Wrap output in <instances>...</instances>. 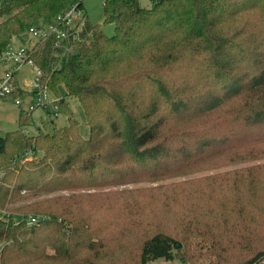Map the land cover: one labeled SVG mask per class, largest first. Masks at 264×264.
<instances>
[{
	"label": "trees",
	"instance_id": "obj_1",
	"mask_svg": "<svg viewBox=\"0 0 264 264\" xmlns=\"http://www.w3.org/2000/svg\"><path fill=\"white\" fill-rule=\"evenodd\" d=\"M148 1L103 0L109 36L84 15L78 34L32 47L66 123L27 134L21 109L18 128L0 136V264L172 260L185 247L182 231L208 242L219 264H264V162L138 186L264 158V0ZM71 4L82 8L0 0V50ZM29 150L40 154L25 159ZM193 183L203 190L200 211L197 197L183 199ZM142 191L175 210L148 215ZM29 214L43 219L18 220Z\"/></svg>",
	"mask_w": 264,
	"mask_h": 264
},
{
	"label": "rangeland",
	"instance_id": "obj_2",
	"mask_svg": "<svg viewBox=\"0 0 264 264\" xmlns=\"http://www.w3.org/2000/svg\"><path fill=\"white\" fill-rule=\"evenodd\" d=\"M102 2L103 0H82V16L86 15L88 20L91 23H99L102 27L103 32L106 35H111L113 33V24L112 23H103V15H102ZM140 4L142 6L148 7L149 1L148 0H140ZM48 20V19H47ZM26 32L21 35V43L25 45H29L26 40ZM35 75H38V69L34 66H23L19 69L17 73V83L18 86L21 88L22 93H16L14 96L19 97V103L15 102V99L10 97H0V136H3L6 132L17 129L18 124L16 122L17 114L19 110L24 111H30V122L26 125L20 126V129L23 130L27 134H33L34 132H37L38 128H41L45 132H51L53 130V126H61L66 123V116L58 113V110L55 107V104L50 103L46 108H43L39 105L35 104V101L31 97L29 91L30 87L32 85V80ZM58 94L60 97H63L64 95V88L62 85H59L57 87ZM52 94V93H51ZM54 96V95H53ZM52 96V97H53ZM69 107L72 111V117L79 121L80 123V130L83 136L87 137V130L88 127L84 123V114L82 112V109L78 102L68 97ZM31 109V110H29ZM54 112H56V116H54ZM53 121L51 123L50 121ZM35 134V133H34ZM40 152H38L37 155H39ZM264 162V158L257 159V160H251V161H242L238 163H234L232 165H228L225 167H218L213 169H208L203 172H199L196 174H191L188 176H176V177H170L165 178L162 180H157L154 182H146L141 183L140 187L141 189H149L154 188V186L158 184H165L172 181H178V180H186L189 178H194L195 176H204L211 174L216 171H222L227 168H236L248 164H254V163H261ZM207 183V182H206ZM207 185H209L207 183ZM131 185L127 186V188H130ZM155 194H158L157 192H154ZM203 190L200 186V183L196 184L193 183L188 190V193L186 194L183 199L186 200H196L197 197V203H195V211H200L201 208L204 205V201L202 204L199 203V196L202 195ZM141 202L142 205L147 212L148 215L154 216L158 218H162L166 212L164 209V206H167L170 210H175V207L165 201L163 198H161L159 195H151L148 192L142 191L141 193ZM217 201L212 206V209L215 208ZM124 211L126 209L124 208ZM197 211V212H198ZM117 213L120 215V210L117 205ZM123 213V211H122ZM168 216V215H167ZM169 223H166L168 225ZM135 228V227H134ZM136 231V228H135ZM185 242L183 249L177 253V255L172 260H164V259H156L153 261L148 262L147 264H180L181 262L185 263H195V264H219L218 256L216 255V252H214V249L212 246L208 245V242L200 241L199 237L191 232H185L182 231ZM135 233H131V236H133Z\"/></svg>",
	"mask_w": 264,
	"mask_h": 264
},
{
	"label": "built area",
	"instance_id": "obj_3",
	"mask_svg": "<svg viewBox=\"0 0 264 264\" xmlns=\"http://www.w3.org/2000/svg\"><path fill=\"white\" fill-rule=\"evenodd\" d=\"M83 24V16L76 4L69 5L63 11L57 13L51 19L43 21L41 24H31L26 27V40L29 45L11 43L6 48L0 50V63L6 65V68L0 77V97H8L16 88H18L16 72L23 66L36 67L32 57V47L39 40H44L48 37H54L57 43L66 40L70 34L76 35ZM37 68V67H36ZM31 95L36 105L47 109L50 103L55 104V97H52L51 92L42 84L38 75H35L31 85ZM16 103H19V97H12ZM56 116V112H54ZM36 154L33 151L25 152L24 158H35ZM0 172V176H1ZM25 219L28 225L43 219L42 215H26L21 216L18 220Z\"/></svg>",
	"mask_w": 264,
	"mask_h": 264
},
{
	"label": "crops",
	"instance_id": "obj_4",
	"mask_svg": "<svg viewBox=\"0 0 264 264\" xmlns=\"http://www.w3.org/2000/svg\"><path fill=\"white\" fill-rule=\"evenodd\" d=\"M25 37H26V36H25ZM21 40H22V38H21V36H19V37L14 38L13 41H12V43H14V45L23 44V43H21ZM5 68H6V65L3 64V63H0V77L2 76V74H3L4 70H5ZM17 73H18V71L16 72V79H17ZM17 84H18V83H17ZM18 87H19V86H18ZM19 88H20V87H19ZM20 91H21V88H20ZM21 93H22V91H21ZM21 93H20V94H21ZM29 93H30V95H31V88H30ZM31 97H32V95H31ZM29 110H31V109H29ZM27 112L30 113V111H27ZM50 122L52 123L53 121L51 120ZM34 133H36V132H34ZM34 133H33V134H34Z\"/></svg>",
	"mask_w": 264,
	"mask_h": 264
}]
</instances>
